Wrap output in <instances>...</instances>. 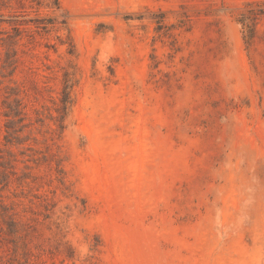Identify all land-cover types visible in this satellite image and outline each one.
<instances>
[{
	"label": "rangeland",
	"instance_id": "rangeland-1",
	"mask_svg": "<svg viewBox=\"0 0 264 264\" xmlns=\"http://www.w3.org/2000/svg\"><path fill=\"white\" fill-rule=\"evenodd\" d=\"M38 1L0 0V264H264V0Z\"/></svg>",
	"mask_w": 264,
	"mask_h": 264
},
{
	"label": "trees",
	"instance_id": "trees-1",
	"mask_svg": "<svg viewBox=\"0 0 264 264\" xmlns=\"http://www.w3.org/2000/svg\"><path fill=\"white\" fill-rule=\"evenodd\" d=\"M39 8L46 7L50 12L51 15L47 17H43L40 19H37L34 22V27L38 31H45L50 32L54 30L55 28H59L61 26L67 27L68 25V19L67 15L63 13L62 3L61 0H44V1H38ZM245 20H243L244 22ZM4 23L3 20H0V26ZM6 23V22H5ZM17 30L19 28H16ZM65 99L63 100V104L65 105V108L68 106V96L65 95Z\"/></svg>",
	"mask_w": 264,
	"mask_h": 264
}]
</instances>
